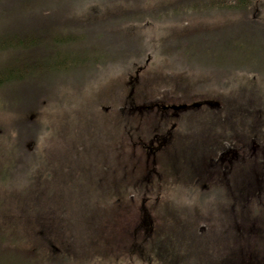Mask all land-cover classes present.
<instances>
[{
    "label": "rangeland",
    "instance_id": "rangeland-1",
    "mask_svg": "<svg viewBox=\"0 0 264 264\" xmlns=\"http://www.w3.org/2000/svg\"><path fill=\"white\" fill-rule=\"evenodd\" d=\"M79 1L0 6V22L10 24L3 34L15 40L23 31L65 25L73 61L55 90V107L28 117L39 123L42 135L25 148H39L47 161L30 183L22 169L42 155L9 147L16 115L0 109V179L9 182L5 197L16 196L3 205V221L22 227L27 246L60 253L61 264H214L221 255L216 247H264V231L241 235L239 188L232 189L226 205L221 190L201 189L212 176L197 186L191 182L203 172L202 160L213 144L225 137L229 118L240 116V106L264 108V15L142 25L133 24L141 12L127 11L133 0H99L114 6L78 19L71 9ZM130 88L135 104L153 99L219 103L181 115V138L157 155L156 172L148 177L140 144L159 124L153 113H129L124 101ZM179 162L183 183L164 185L170 184L167 177H177ZM232 205L236 220L229 214ZM245 210L251 222L264 225V206L257 198Z\"/></svg>",
    "mask_w": 264,
    "mask_h": 264
},
{
    "label": "trees",
    "instance_id": "trees-1",
    "mask_svg": "<svg viewBox=\"0 0 264 264\" xmlns=\"http://www.w3.org/2000/svg\"><path fill=\"white\" fill-rule=\"evenodd\" d=\"M40 2L41 0H0V6L3 9L7 6L24 9L36 6ZM91 3H93L91 8L81 10ZM113 6L99 0H82L73 5L71 15L78 19L95 16L91 10L96 8L108 10ZM127 11L141 12L142 18L133 24L142 25L157 21L177 23L213 21L214 17L224 18L235 14H246L247 19L255 20L256 17L253 19L249 12L264 15V0H133ZM46 13V11L42 13L45 18ZM132 21L136 20L126 22ZM56 26L59 28L56 31L51 27H43L40 31L35 29L23 31L21 38L15 40L6 33L3 34L10 24L5 26L0 22V109H6L16 115L13 122L15 135L13 132L9 137L14 141L9 147L14 146L21 153L38 151L42 155L39 157L41 160L27 163L28 165L22 169L24 181L27 183L38 178L41 174L40 164L47 163L39 148H25L26 143L37 144L40 134L42 135L39 123L28 117L39 112L42 107H55V90L61 84L60 79L73 64L71 52L66 47L69 42L68 36L65 38L64 34L66 26L63 24ZM139 67L142 68L143 65L137 68ZM9 192V182L0 179V211L11 196L10 193L5 197ZM147 219L145 215L142 216L144 224L147 223ZM25 236L22 227L17 223H5L0 217L2 246L0 252L4 256L0 264H61L60 253L54 255L45 250L29 247Z\"/></svg>",
    "mask_w": 264,
    "mask_h": 264
},
{
    "label": "flooded vegetation",
    "instance_id": "flooded-vegetation-1",
    "mask_svg": "<svg viewBox=\"0 0 264 264\" xmlns=\"http://www.w3.org/2000/svg\"><path fill=\"white\" fill-rule=\"evenodd\" d=\"M141 69L140 67L137 68V70ZM136 71L134 76H129V86H133L136 81ZM131 93L132 88H130L128 93V100L124 101V104L128 105L129 113H153L154 116H157L156 122L159 124V129L153 128L151 136L147 139L148 141L140 144V151L143 153V160L146 165V177L156 172L157 155L162 151L164 152V149H169L172 144L173 148L176 147L174 144H177L184 129L180 124L181 115L192 112L204 105L210 108H218L219 104L216 101L208 100L188 103V101L173 102L172 100L164 101L161 99H153L149 103L135 104L131 99ZM239 109L240 116L236 119L229 118L225 137L219 143L213 144V148L212 146L210 147L212 148V153L206 157L205 161L202 160L203 166L205 165V168H202L203 172L195 176L191 182L197 186V182L202 178L212 176L209 184H203L201 189L205 192L209 191V187L221 190L225 194L223 198L225 204V199L231 194L232 189L239 188L245 208L254 198H257L264 206V123L262 120L264 108L252 104L250 106H240ZM237 120H239V123H235ZM238 127H242L243 132L238 133ZM167 155L171 156L172 154ZM130 157H132V154ZM165 157L166 154H164ZM132 161L130 166L133 168L135 162L133 159ZM180 163H177L178 165H176L174 171L177 173V177H167V181L170 184L164 185L178 186L183 183V176L179 168ZM129 172L131 173L130 168ZM173 181L176 184H172ZM145 196L149 197L148 194H145ZM243 206H241L240 213L242 217L239 224L241 235L248 238L251 235H258L260 230L263 233L264 225L262 224L261 227L258 221L251 222L250 217H247V210L243 212ZM228 209L230 216L233 214V219L236 220L235 213L237 209H235V206L232 205ZM217 248L220 249L221 255L214 264H264V247H238L233 251L216 247L214 252Z\"/></svg>",
    "mask_w": 264,
    "mask_h": 264
}]
</instances>
